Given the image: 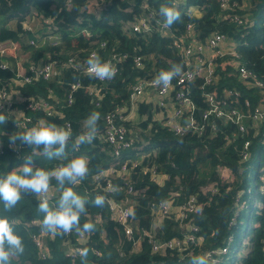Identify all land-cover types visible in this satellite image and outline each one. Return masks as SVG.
Here are the masks:
<instances>
[{"label": "trees", "instance_id": "16d2710c", "mask_svg": "<svg viewBox=\"0 0 264 264\" xmlns=\"http://www.w3.org/2000/svg\"><path fill=\"white\" fill-rule=\"evenodd\" d=\"M93 1L105 4V9L99 14L93 13L90 8ZM145 4L149 9L153 8L157 18L162 20L164 18L159 11L162 5L177 8L181 18L170 28L178 37L185 35L189 26L194 28L202 41L216 32L226 35L241 56L244 67L264 84V0H232V9L227 13L222 11L218 0H0V45L5 42L14 44V48L6 49L4 55L0 53V91L14 79L32 76L33 69L42 64L60 66L68 61L70 55L76 58L70 71L65 72L59 82L56 79L41 80L8 86L18 101L14 108L30 120V129L41 121L62 128L70 123L72 135L64 156L48 159L42 147L34 151L19 141L12 144L9 138L19 132V118L0 111L7 118V123L0 125V178L22 167L29 158L36 167L53 172L75 158L87 157L89 171L86 178L77 185L65 183L64 188L71 187L87 201V214L80 217V226L83 227L84 223L94 225V230L86 233L84 241L78 239L75 229L69 236L60 234L44 238L48 256L43 258L34 241L42 229L45 215L37 210L39 195L22 193L21 200L10 212H5L0 204V215L14 221V230L22 237L25 246L22 255L10 257V264H81V255L75 258L67 255L69 246H83L89 250L86 264H192L195 257L204 256L206 259L208 252L227 247L230 238V253L222 257L227 258L226 263L264 264V125H248L250 128L246 133L238 132L233 143H229L227 138L236 133L237 128L221 120L215 121V130L208 126L201 136L191 132L180 136L154 119L152 104L143 102L140 105L139 125L130 123V128H138L139 135L151 142L146 151L156 149L157 154L145 158L130 174L110 178L116 185L132 184L135 187L133 195L115 193V197L118 201L134 205V218L146 230L153 229L154 225L152 203L165 202L175 192L180 194L174 201L178 209L188 198L195 197V211L188 219L200 229L199 242L184 253L177 249L153 253L146 242L140 250L134 251L124 229L112 219L107 202L103 207L95 206V198L106 194L104 185L107 177L101 173L110 166L120 167L127 158H135V153L113 160L107 154L108 145L97 138L90 144H78L77 137L83 133L82 122L92 112L103 115L128 106L129 88L137 81L153 79L162 70H169L174 63L185 68L171 39L159 33L147 37H128L124 34L123 22L141 14ZM29 15L33 19L28 23L32 25L30 30L25 25ZM233 17L242 19L243 24H237L231 19ZM47 20L53 23L48 25ZM50 35L59 38L47 42L45 39ZM91 42L99 45L107 43L106 49H99L101 59L111 52L133 55L136 48L137 54L144 60V69L135 68L132 57L124 62L119 74L101 90L100 101L90 88L96 84L100 87L101 82L83 75L82 69L89 59ZM20 57L23 59L20 60ZM229 60H214L218 76L215 84L206 86L203 79H198L190 86L191 94L201 109L199 118L208 107L203 97L208 92H214L217 100H222L225 90H237L241 93V103L249 100L254 106L259 105L263 94L241 81ZM3 63H7L9 68L2 69ZM78 81H81L82 87L75 92L74 105L60 104V113L55 117H47L38 110L28 108L38 98L52 103L58 98L61 102ZM247 140L251 142V147L249 158L244 160L241 150ZM152 167H157L158 173L168 179L162 184L154 182L150 171ZM99 174L103 176L96 182ZM205 188L217 189V192L205 191ZM62 191L53 177L48 190L54 194L49 201L50 207L56 206ZM98 215L102 218L100 222L96 221ZM155 232L161 240L182 239L185 225L173 215L165 218L162 227L156 228Z\"/></svg>", "mask_w": 264, "mask_h": 264}, {"label": "built area", "instance_id": "2783aa9c", "mask_svg": "<svg viewBox=\"0 0 264 264\" xmlns=\"http://www.w3.org/2000/svg\"><path fill=\"white\" fill-rule=\"evenodd\" d=\"M220 7L224 13H227L232 9V0H218ZM227 16V15H226ZM225 16V17H226ZM237 24H243L242 19L238 17L231 18ZM52 20H47L46 24H52ZM29 30L31 28H28ZM124 34L128 37H147L152 36L154 33H159L162 36L171 39L173 47L177 51L178 55L185 63V68L182 69L181 75L173 78L168 87L163 85H156L154 83L156 76L153 79L139 80L129 88L130 104L122 108H117L114 111H110L106 114L100 115L98 121V132L95 138L101 143L108 145L107 154L113 160H120L126 154L135 153V158L129 157L120 167H109L101 174L107 178L105 180L104 190L105 201L109 206V212L112 219L118 223L125 232V235L132 242L134 251L140 250L142 245L146 242L148 246L152 248L153 253H164L165 251L179 250L180 253L186 252L191 246H194L199 242L198 234L200 232L199 227L190 223L189 215L195 211L196 199L190 197L183 206H174V201L180 196L179 193H171L169 199L165 202H155L151 204V210L155 214V220L153 229L146 230L140 227L138 221L134 218V205L127 204L124 201H118L115 197V193H125L133 195L135 187L132 184L123 185L115 184L110 178L119 177L122 174L128 175L140 166V162L145 158L153 155L156 156L157 150L152 152L146 151V148L150 146L151 142L144 139L139 135L138 128H130L132 125H139V107L143 102L150 103L154 106L155 115L154 119L164 128L174 132L176 135H186L188 133L203 135L206 128L211 126L213 130L216 129L215 121L221 120L229 124L234 125L237 128V132L233 133L230 138H227L229 143L236 141V135L238 132L246 133L250 128V124L253 127L264 125V84L258 80L257 76L247 70L241 61V56L234 49V47L223 48V45L230 40L226 35L219 32L214 33L206 41H202L198 35L195 34L194 28L189 26L187 33L181 37H178L170 27L164 25V20L157 18L156 12L153 8L149 9L147 4L142 6V13L135 15L132 20L123 22ZM97 42L90 43V49L88 50V56L92 53L99 55L100 48H107V43H101L99 46ZM9 48H4L3 43L0 45V53L4 55V51ZM135 53L131 55L129 52H111L106 58H102V61H111L112 65L116 68L117 76L120 72L121 65L126 62L130 57L134 61V67L137 69H144L143 57L137 54V49H134ZM216 58H230L228 63L235 68L239 79L248 83L251 87L258 89L262 94L259 105L254 106L249 100H245L241 103V93L237 90H225L224 99L217 100L214 92H208L203 95L208 107L202 111V115L199 118L198 112L201 111L198 108L196 101L194 100L190 86L194 84L198 79H203L206 86H210L216 83L217 74L214 60ZM76 58L70 55L67 62L58 66L57 64L46 63L33 69L32 76H27L23 79L12 80L4 89L0 91V111L14 115L18 117V129L19 132H25L29 130V119L20 114L19 110L14 108V105L18 102L14 99V93L8 89V86L15 85L20 86L23 84L31 83L32 81H52L56 79L58 82L61 80L65 72L70 71L71 66L74 65ZM87 63L83 65V75L94 77L87 71ZM2 69H8L7 63L1 64ZM95 78V77H94ZM101 86L97 84L91 86L90 91L94 96H99L101 90L105 87L109 80H99ZM82 87L81 81L72 85L71 91L66 95V99L61 102L58 98H55V103L44 98H38V101H33L28 105L29 109L38 110L47 117H55L59 114L58 106L62 103L67 106L74 105L75 92ZM199 89H203L200 87ZM53 93L51 92L50 98L52 99ZM99 107L100 104L98 103ZM86 121V120H85ZM85 121H83L82 131L84 134L87 129L85 127ZM41 123V122H40ZM38 124V126L40 125ZM248 123V124H247ZM102 124V127H100ZM131 125V126H132ZM65 129H70V137L72 135V126L70 123H66ZM251 147L250 141H245L242 145L241 155L244 160L249 158V149ZM78 147L75 148V151ZM105 150V149H104ZM18 153L17 150H15ZM128 157V156H127ZM130 162V166H129ZM61 166L57 167L54 171L58 170ZM152 173V180L154 182L162 184L166 179L165 175L158 173L157 167H152L150 170ZM103 175H97L95 180L99 182ZM80 184V183H79ZM77 185V184H76ZM205 191L217 192V189L205 188ZM54 198L53 193H44L39 195V200L45 199L52 200ZM175 216L176 220L180 224L185 225V232L182 239L173 240H161L158 238L155 229L162 227L164 219L170 216ZM101 216L96 217V221L100 222ZM35 223V222H34ZM40 224V223H38ZM71 232L66 235L69 236ZM53 234L44 230H40L38 236L34 237L36 245L40 248L41 256L46 258L48 256L47 246H44L43 239ZM78 239L84 241L87 238V234H78ZM229 245L222 247L219 250H213L206 254L207 264H224L227 260L226 257L230 253V243L232 238L228 240ZM83 246H69L67 249V255L75 258L80 256Z\"/></svg>", "mask_w": 264, "mask_h": 264}, {"label": "clouds", "instance_id": "9594fccd", "mask_svg": "<svg viewBox=\"0 0 264 264\" xmlns=\"http://www.w3.org/2000/svg\"><path fill=\"white\" fill-rule=\"evenodd\" d=\"M160 15L164 18V25L171 27L179 21L181 14L172 6H161ZM87 71L99 80H111L116 75V68L111 61H102L97 53H92L86 61ZM182 65L172 64L169 70H162L155 78L156 85L168 87L173 78L181 75ZM99 112H92L85 121L87 131L77 137L78 144H90L98 132ZM7 123L5 115L0 113V125ZM10 142L17 141L22 145L36 149L43 148L48 159L64 156L67 143L70 139V129L58 127L54 123L41 121L39 126L32 127L25 132H15L10 136ZM75 147V145H74ZM87 157L81 156L69 161L58 170L50 172L42 167H36L31 158L26 160L22 167L16 168L5 177L0 178V204L5 212H10L21 200L22 193L42 195L49 190L50 180L55 177L63 189L55 207H50L47 199L39 201L37 210L44 213L42 230L53 235L67 234L73 229L78 234L91 233L94 225L84 223L80 226V217L87 214V201L78 195L71 187L64 188L65 183L76 185L82 182L88 174ZM105 197L97 196L95 206L103 207ZM25 251L23 239L14 230V221L7 216L0 215V264H10V257L22 255ZM88 249L80 252L81 264H86ZM192 264H207L204 256L195 257Z\"/></svg>", "mask_w": 264, "mask_h": 264}, {"label": "rangeland", "instance_id": "374dc122", "mask_svg": "<svg viewBox=\"0 0 264 264\" xmlns=\"http://www.w3.org/2000/svg\"><path fill=\"white\" fill-rule=\"evenodd\" d=\"M105 4H103V3H98L97 1H93L92 3H91V11H93V13H96V14H99L100 13V11L101 10H103V9H105ZM35 11H33V14H36V13H34ZM33 19H32V15H29L28 17H27V19H26V23H25V25H26V28H31L32 27V25H31V23L30 24H28L30 21H32ZM40 23H38V25H39ZM44 35H46V34H44ZM59 37L57 36V35H50V36H47V38L45 39L47 42H54V41H56L57 39H58ZM3 46H4V48H14V44L12 43V42H5V43H3ZM23 59V58H22ZM96 98H97V100L98 101H100L101 99L98 97V96H95ZM252 172V171H251ZM250 172V173H251ZM225 264H228V263H226L225 262Z\"/></svg>", "mask_w": 264, "mask_h": 264}, {"label": "crops", "instance_id": "0c3cea01", "mask_svg": "<svg viewBox=\"0 0 264 264\" xmlns=\"http://www.w3.org/2000/svg\"><path fill=\"white\" fill-rule=\"evenodd\" d=\"M196 12V11H195ZM194 12V13H195ZM2 45V44H1ZM228 47H233V45H232V43H231V41L229 42H227L226 44H224L223 45V48H228ZM22 59V57H20V60ZM85 121V120H84ZM82 126H83V122H82ZM83 132V131H82Z\"/></svg>", "mask_w": 264, "mask_h": 264}]
</instances>
